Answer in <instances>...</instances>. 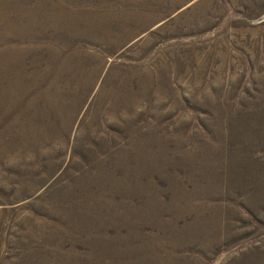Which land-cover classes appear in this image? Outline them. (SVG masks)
Returning <instances> with one entry per match:
<instances>
[{"label": "rangeland", "instance_id": "374dc122", "mask_svg": "<svg viewBox=\"0 0 264 264\" xmlns=\"http://www.w3.org/2000/svg\"><path fill=\"white\" fill-rule=\"evenodd\" d=\"M0 264H264V0H0Z\"/></svg>", "mask_w": 264, "mask_h": 264}]
</instances>
